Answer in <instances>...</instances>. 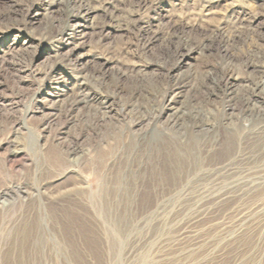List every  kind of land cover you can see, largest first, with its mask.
Segmentation results:
<instances>
[{
	"label": "rangeland",
	"instance_id": "374dc122",
	"mask_svg": "<svg viewBox=\"0 0 264 264\" xmlns=\"http://www.w3.org/2000/svg\"><path fill=\"white\" fill-rule=\"evenodd\" d=\"M52 1L0 0V264H264V0Z\"/></svg>",
	"mask_w": 264,
	"mask_h": 264
},
{
	"label": "bare ground",
	"instance_id": "6f19581e",
	"mask_svg": "<svg viewBox=\"0 0 264 264\" xmlns=\"http://www.w3.org/2000/svg\"><path fill=\"white\" fill-rule=\"evenodd\" d=\"M84 1V0H83ZM133 4H137L138 7L142 6V5H147L148 4V0H131ZM204 1L207 5L210 3L211 0H202ZM60 2L62 4H60ZM81 0H62V1H57V0H53L52 4H54V6L52 8L55 7H59L62 8L60 11H63L64 14V23L67 27H75L78 23V20H82L83 18H87L88 16H90V14H92L91 12H95L94 9H91V7H86L89 6L90 4H87L86 6L81 7ZM99 2V1H98ZM160 2V1H159ZM79 4V5H78ZM215 4V3H214ZM77 6V7H76ZM113 6V5H112ZM110 6L108 3L102 2L100 4V10L102 12H107L108 14H110V16L112 15V9L114 10V7ZM86 7V9H85ZM208 7V6H207ZM207 9V8H206ZM137 13L133 11V18L136 19L134 20V22H139V19L136 18L135 14ZM62 14V15H63ZM131 14V13H130ZM255 20V17H250L248 15H244L243 13H238L237 16H235L234 22L232 23V27L227 28L226 27H222V28H218V30H213V32L211 33V36L206 37L205 39H203L199 45H197L200 50L202 52L205 51H211L212 46L214 45V43H216L217 41H221V39L223 40L224 38V47L227 46V44L229 45L230 43H235L237 42L239 39L242 38V35H244L246 33L245 30H250V23ZM74 22L76 24H74ZM196 24V23H195ZM75 25V26H74ZM140 25V24H139ZM153 26V25H152ZM222 26V25H221ZM193 25L191 26H187V27H180V28H172V30L169 32L170 34L166 35L168 36V41L171 42H177L179 43V45L183 46L184 44H186V42L189 43L190 41V35L192 30ZM187 28V29H186ZM194 28V27H193ZM165 30V29H164ZM245 31V32H244ZM195 32V31H194ZM138 33L140 34L139 37H141V39L143 40V43H145V45L148 44V42L151 40V33L152 31L148 30L145 27L139 26V30ZM204 33V31H203ZM202 33V34H203ZM225 33V35H224ZM228 34V35H227ZM147 39L144 42V39ZM152 39H156L155 37H152ZM141 40V42H142ZM247 41V40H246ZM245 41V42H246ZM147 42V43H146ZM197 43V42H196ZM246 44V43H245ZM172 45V44H171ZM175 47V46H174ZM186 47V46H185ZM263 48V46H261ZM184 48V46L182 47ZM195 48V47H194ZM180 49V48H179ZM213 50V49H212ZM223 50V49H222ZM221 50V51H222ZM256 50V49H255ZM260 50V49H259ZM226 52V51H225ZM224 52V53H225ZM259 52V51H258ZM255 54V53H254ZM264 55V54H263ZM259 57V56H258ZM220 60L224 61L225 58H228V54L225 53L223 54V56H220ZM238 58V57H237ZM229 59L233 60V57L229 56ZM239 59V58H238ZM258 59V58H256ZM255 58H248L244 64H243V68L245 69H250L254 72H258L259 74V78L262 76L261 81L255 85V86H259L264 88V61L262 60H256ZM237 60V59H236ZM245 60V59H243ZM234 62V61H233ZM221 65V64H220ZM224 65V64H223ZM230 65V64H229ZM239 65V64H238ZM237 66V65H236ZM242 66V65H241ZM218 68V67H217ZM230 69H225L223 73L220 76V83H224V86H227L228 83V79L226 78V73L229 71ZM218 75V74H217ZM246 79V78H245ZM250 80V79H249ZM246 83V82H245ZM244 83V84H245ZM248 83V82H247ZM250 84V83H249ZM253 85V84H251ZM252 87V86H251ZM225 88V87H224ZM246 88V87H245ZM248 88V86H247ZM246 88V89H247ZM81 91V90H80ZM247 92V91H246ZM253 93V91H252ZM80 97V96H79ZM87 99L84 97L80 100V98H78L77 102H82V101H86ZM165 101V100H164ZM105 104V103H104ZM179 110V109H178ZM5 196V195H3Z\"/></svg>",
	"mask_w": 264,
	"mask_h": 264
}]
</instances>
